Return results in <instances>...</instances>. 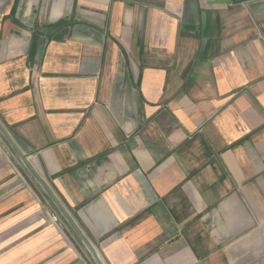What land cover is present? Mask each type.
Segmentation results:
<instances>
[{"label":"crops","instance_id":"obj_1","mask_svg":"<svg viewBox=\"0 0 264 264\" xmlns=\"http://www.w3.org/2000/svg\"><path fill=\"white\" fill-rule=\"evenodd\" d=\"M0 125V264H98L51 194L103 264H264V0H0Z\"/></svg>","mask_w":264,"mask_h":264},{"label":"water","instance_id":"obj_2","mask_svg":"<svg viewBox=\"0 0 264 264\" xmlns=\"http://www.w3.org/2000/svg\"><path fill=\"white\" fill-rule=\"evenodd\" d=\"M0 129L2 130V132L5 134V136L12 142V140L10 139L9 135L7 134V132L3 129V127L0 125ZM13 144V142H12ZM23 159L25 160V162L27 163L26 158L22 155ZM28 164V163H27ZM51 197L53 198V200L55 201L56 205L61 209V211L67 216L68 220L70 221V223L72 224V226L74 227V229L77 231V233L79 234V236L83 239L84 243L86 244V246L89 248V250L91 251V253L94 255L95 259L97 260L98 264H103L101 262V260L99 259L94 247L92 246V244L85 238V236L83 235V233L81 232V230L78 228V226L74 223V221L70 218V216L68 215L67 211L64 209V207L62 206V204L58 201V199L51 194Z\"/></svg>","mask_w":264,"mask_h":264},{"label":"rangeland","instance_id":"obj_3","mask_svg":"<svg viewBox=\"0 0 264 264\" xmlns=\"http://www.w3.org/2000/svg\"><path fill=\"white\" fill-rule=\"evenodd\" d=\"M72 225V224H71ZM59 227H60V229L62 230V231H64V233H65V235H66V230H65V228H64V226H62V225H59ZM69 228L71 229V226H69ZM74 233H76L77 234V232L75 231ZM78 236H79V234H77ZM80 237V236H79ZM81 238V237H80ZM89 249V248H88ZM98 255V254H97ZM91 257H93V255H92V253H91Z\"/></svg>","mask_w":264,"mask_h":264}]
</instances>
